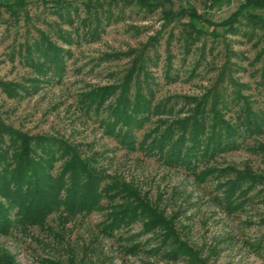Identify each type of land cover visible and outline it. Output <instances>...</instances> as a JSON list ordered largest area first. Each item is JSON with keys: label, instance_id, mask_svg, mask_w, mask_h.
Instances as JSON below:
<instances>
[{"label": "rangeland", "instance_id": "1", "mask_svg": "<svg viewBox=\"0 0 264 264\" xmlns=\"http://www.w3.org/2000/svg\"><path fill=\"white\" fill-rule=\"evenodd\" d=\"M67 1L70 18L56 14L54 0L14 3L16 19L0 7V82L14 90L0 85V123L28 135L67 140L87 156L97 154L111 179L132 186L173 217L179 237L200 261H171L143 251L125 254L122 241L98 232L104 211L61 222L51 214L43 228L33 227L28 234H0V253H9L16 264H264L260 186L244 210L229 213L216 203L218 192L210 177L202 181L186 169L119 146L104 132L99 117L80 107L79 96L122 81L131 60L147 44L149 77L141 74L137 86L143 92L153 91V104L165 105L167 112L153 115L136 130L137 139L156 125L161 127L162 121L184 117L195 100L209 98L215 90L222 96L215 103L222 117L236 122L243 107L259 109L264 99V22L253 25V19L243 14L236 30L211 26L228 18L242 0L218 6L211 0H168L165 9H192L212 22L201 25L202 31L191 41L184 34L186 15L167 21L161 8L147 10L130 0ZM47 42L61 49V75L48 65L40 74L34 64L44 61ZM209 166L264 174V134L247 138L241 148L219 153ZM141 225L136 222L123 233H139ZM151 236L145 233L139 239Z\"/></svg>", "mask_w": 264, "mask_h": 264}, {"label": "trees", "instance_id": "2", "mask_svg": "<svg viewBox=\"0 0 264 264\" xmlns=\"http://www.w3.org/2000/svg\"><path fill=\"white\" fill-rule=\"evenodd\" d=\"M54 1L58 4L56 14L70 18L66 11L70 1ZM130 1L147 10L161 8L167 21L188 16L184 34L189 40L202 31L201 25L212 23L192 9L181 8L177 12L165 9L170 3L168 0ZM223 1L230 0H211V4L218 6ZM14 3L24 4L23 0H0V7H5L16 19ZM95 4L86 3L91 7ZM243 14L253 19V25L264 22V0H242L228 18L211 26L236 30ZM146 46L131 60V66L118 84L97 86L80 93V107L99 117L104 132L119 146L132 151L138 149L170 166L186 169L202 181L210 177L218 192L214 195L217 204L229 213L244 210L252 193L258 192L255 188L260 186L259 190L264 191V174L249 169H214L209 162L219 153L241 148L247 138L264 134V99L259 109L243 107L236 122H231L215 106L222 97L215 90L209 98L195 100L184 117L162 121L161 127L156 125L137 139L136 130L144 127L153 115L167 112L165 105L153 104V91L143 92L137 86L141 74L149 77L145 69ZM60 50L47 42L42 51L44 61L34 63L40 74L45 65L53 66L56 74H62ZM166 76L171 78L168 73ZM0 85L14 92L10 85L2 82ZM101 114L104 116L100 117ZM78 146L54 136L28 135L0 123V234L12 231L28 234L33 227L43 228L51 214H56L61 222L77 214L88 216L104 211L103 219L97 223L98 232L122 241L120 248L125 254L143 251L148 256L161 254L171 261H200L196 252L179 237L173 217L166 216L132 186L111 179L99 165L97 154L87 156ZM136 222H141V232L123 233ZM145 233H152L151 238L140 240ZM151 239L153 245L146 247ZM260 246L257 243L256 247ZM0 264L16 263L9 253L2 252Z\"/></svg>", "mask_w": 264, "mask_h": 264}]
</instances>
